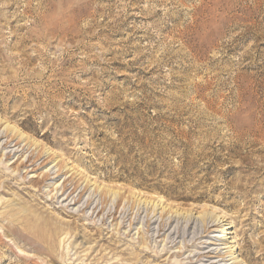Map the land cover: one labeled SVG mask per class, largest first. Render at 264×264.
Instances as JSON below:
<instances>
[{
	"label": "rangeland",
	"instance_id": "1",
	"mask_svg": "<svg viewBox=\"0 0 264 264\" xmlns=\"http://www.w3.org/2000/svg\"><path fill=\"white\" fill-rule=\"evenodd\" d=\"M0 136V264H264V0H0Z\"/></svg>",
	"mask_w": 264,
	"mask_h": 264
},
{
	"label": "bare ground",
	"instance_id": "2",
	"mask_svg": "<svg viewBox=\"0 0 264 264\" xmlns=\"http://www.w3.org/2000/svg\"><path fill=\"white\" fill-rule=\"evenodd\" d=\"M1 137V136H0ZM264 140H262V144H264V142H263ZM254 142V141H253ZM252 144H254V143H252ZM4 145H8V143L5 141V143H4ZM258 167H257V170H258V172L261 170H264V167H259V165H257ZM245 177V176H244ZM251 177V176H250ZM245 179H247L246 177H245ZM250 182V181H249ZM45 222V221H44ZM44 224V223H43ZM225 226H223L222 225V227H221V230L219 231V232H222V233H225V234H229L230 232H228L227 231V229H229V228H231V226H230V222H227V223H225L224 224ZM165 223H162L161 224V226H159V231H162V230H164L165 229ZM50 228V227H49ZM57 230V229H56ZM54 233L55 234H57L58 232L57 231H55V229H53L51 232H50V236L51 237H53L54 236ZM217 238H221V236H216ZM227 238V237H226ZM226 244V243H225ZM223 248H229V250H227V251H225V252H220V251H218L217 252V256L216 257H221V260L220 261H224V257L225 256H230V258H229V260H231V259H235L236 258V256H233V253L234 252H232L230 249L232 248V246H223ZM213 263H219V262H213ZM237 264V263H235V262H231V264Z\"/></svg>",
	"mask_w": 264,
	"mask_h": 264
}]
</instances>
